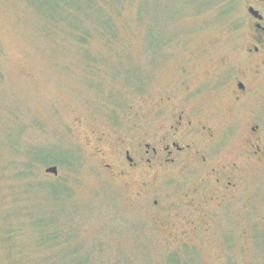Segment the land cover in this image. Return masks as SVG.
<instances>
[{
	"label": "rangeland",
	"instance_id": "obj_1",
	"mask_svg": "<svg viewBox=\"0 0 264 264\" xmlns=\"http://www.w3.org/2000/svg\"><path fill=\"white\" fill-rule=\"evenodd\" d=\"M244 1L95 0L88 19L72 0H0V264H264V163L240 164L225 197L171 183L198 182L189 170L120 174L121 151L160 141L180 107L229 125L235 159L221 70ZM192 198L209 233L185 227Z\"/></svg>",
	"mask_w": 264,
	"mask_h": 264
},
{
	"label": "flooded vegetation",
	"instance_id": "obj_2",
	"mask_svg": "<svg viewBox=\"0 0 264 264\" xmlns=\"http://www.w3.org/2000/svg\"><path fill=\"white\" fill-rule=\"evenodd\" d=\"M238 23L236 33L241 30L244 41H236L230 48L232 59L225 60L221 70V85L224 84L229 102L227 113L235 117L237 129L243 133L235 159L227 163L221 157L222 149L229 141V125L223 126L221 121L218 123L198 113L192 115V111L180 107L168 115L173 123L167 126L170 132L164 133L160 141H146L132 148L130 146L134 143H130L121 151L119 156L125 157L123 165L128 171L122 170L120 174L146 173L148 167L152 173L156 171L157 175L169 178L174 170L175 173L189 170L198 182L184 185L174 175L170 178L171 183L178 189L185 187L189 197H196L205 189L200 186L211 184L212 197L219 194L225 197L232 192L231 189L238 188L240 164L264 163V0H245L244 16ZM165 127L160 129L164 131ZM118 164L121 167L122 163ZM107 167L114 168L111 165ZM203 173L206 174L204 177ZM158 204L159 200L154 201V205ZM184 204L192 212V218L185 226L189 228L187 230L196 236L209 233L212 221L205 206L197 198Z\"/></svg>",
	"mask_w": 264,
	"mask_h": 264
},
{
	"label": "trees",
	"instance_id": "obj_3",
	"mask_svg": "<svg viewBox=\"0 0 264 264\" xmlns=\"http://www.w3.org/2000/svg\"><path fill=\"white\" fill-rule=\"evenodd\" d=\"M94 1L95 0H72V2L68 3V7L69 8H76V7H78L79 3L80 4L83 3L86 5V9H89V12H90V14L87 16L88 19H91L92 15H94L95 13L98 15V18H99L100 15H104V12L101 10L102 6L100 8H98V6L94 4ZM70 18L77 25L82 23V21L79 17L77 18L73 15H70L68 19H70ZM68 24H69V22H68ZM69 27H70V31H72L74 33V35H75V37L79 43H86L87 42L88 36H83L84 34L80 33V26H73V25L69 24ZM108 27H110V26H108ZM86 34H87V32H86Z\"/></svg>",
	"mask_w": 264,
	"mask_h": 264
},
{
	"label": "water",
	"instance_id": "obj_4",
	"mask_svg": "<svg viewBox=\"0 0 264 264\" xmlns=\"http://www.w3.org/2000/svg\"><path fill=\"white\" fill-rule=\"evenodd\" d=\"M46 173L53 174V175H58V169L56 167H51V168L46 170Z\"/></svg>",
	"mask_w": 264,
	"mask_h": 264
}]
</instances>
